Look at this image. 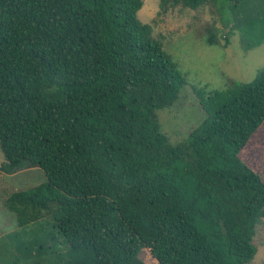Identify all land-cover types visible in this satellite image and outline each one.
Here are the masks:
<instances>
[{"label": "trees", "instance_id": "16d2710c", "mask_svg": "<svg viewBox=\"0 0 264 264\" xmlns=\"http://www.w3.org/2000/svg\"><path fill=\"white\" fill-rule=\"evenodd\" d=\"M141 4L0 0V171L45 177L5 198L16 230L1 264H144L143 247L158 264L253 258L264 178L242 155L264 121V65L247 82L194 87L204 117L171 144L156 112L186 75Z\"/></svg>", "mask_w": 264, "mask_h": 264}, {"label": "rangeland", "instance_id": "374dc122", "mask_svg": "<svg viewBox=\"0 0 264 264\" xmlns=\"http://www.w3.org/2000/svg\"><path fill=\"white\" fill-rule=\"evenodd\" d=\"M141 1L137 18L150 24L152 36L161 41L164 51L186 75L177 100L156 112L161 132L175 144L204 117L194 87L211 90L226 88L230 79L247 82L264 65V0H241L235 5L229 0H212L196 8L178 2L160 7V0ZM211 33L215 34L218 44L207 43ZM244 151L243 160L264 178V121ZM2 160L0 153V162ZM44 180L38 167H27L9 175L0 171V258L12 253L13 249L6 243L9 233L16 230L13 214L4 208L5 198L12 191ZM35 224H28L26 228L32 230ZM255 227L256 252L247 264H264V216ZM49 233L58 241V249L63 250L62 236L54 230ZM138 257L144 264H158L147 248H140ZM2 262L0 259V264Z\"/></svg>", "mask_w": 264, "mask_h": 264}]
</instances>
